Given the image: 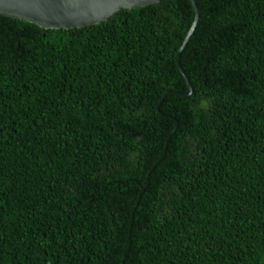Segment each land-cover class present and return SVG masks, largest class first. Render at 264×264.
Wrapping results in <instances>:
<instances>
[{
	"label": "trees",
	"instance_id": "trees-1",
	"mask_svg": "<svg viewBox=\"0 0 264 264\" xmlns=\"http://www.w3.org/2000/svg\"><path fill=\"white\" fill-rule=\"evenodd\" d=\"M194 2L187 96L189 0L0 15V264H264V0Z\"/></svg>",
	"mask_w": 264,
	"mask_h": 264
},
{
	"label": "water",
	"instance_id": "water-1",
	"mask_svg": "<svg viewBox=\"0 0 264 264\" xmlns=\"http://www.w3.org/2000/svg\"><path fill=\"white\" fill-rule=\"evenodd\" d=\"M158 1L159 0H0V15L22 19L46 29H72L98 24L107 20L116 12L141 8ZM189 1L194 12V20L176 54V66L188 88L187 93H179L181 96H187L192 91V87L179 63V53L191 35L198 18V9L194 0ZM163 97H165V94L162 95L159 102ZM173 120L176 122L175 119Z\"/></svg>",
	"mask_w": 264,
	"mask_h": 264
},
{
	"label": "clouds",
	"instance_id": "clouds-1",
	"mask_svg": "<svg viewBox=\"0 0 264 264\" xmlns=\"http://www.w3.org/2000/svg\"><path fill=\"white\" fill-rule=\"evenodd\" d=\"M205 106H207V105H205Z\"/></svg>",
	"mask_w": 264,
	"mask_h": 264
}]
</instances>
